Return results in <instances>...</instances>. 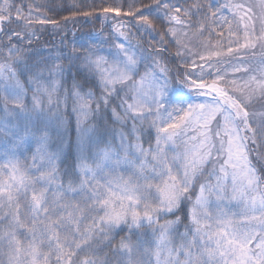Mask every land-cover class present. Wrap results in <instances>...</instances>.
Returning <instances> with one entry per match:
<instances>
[{"label": "snow or ice", "instance_id": "6c2138e0", "mask_svg": "<svg viewBox=\"0 0 264 264\" xmlns=\"http://www.w3.org/2000/svg\"><path fill=\"white\" fill-rule=\"evenodd\" d=\"M13 7L0 4V264H264V176L249 159L250 145L264 144V51L256 67L246 56L239 66L229 59L264 50V15L232 0H120L82 13L85 22L111 21L107 36L77 40L73 31L69 44L65 29L61 47L41 56L31 47L35 26L59 31L81 13L61 22L29 5L13 19ZM143 34L152 38L147 48ZM173 42L175 72L165 63ZM228 67L247 78L228 80ZM115 98L112 120L122 130L105 140L91 121ZM70 99L77 158L61 169L73 143ZM189 128L196 135L181 151L177 141ZM185 203L184 232L180 217L159 222Z\"/></svg>", "mask_w": 264, "mask_h": 264}, {"label": "trees", "instance_id": "16d2710c", "mask_svg": "<svg viewBox=\"0 0 264 264\" xmlns=\"http://www.w3.org/2000/svg\"><path fill=\"white\" fill-rule=\"evenodd\" d=\"M9 4H12L14 7L12 8V15L13 19H15L16 16V8L21 7L23 9V14H28V8L29 5L39 6V13L40 18L47 17L49 19L57 20V21H63L65 17L70 16L73 12H79L81 15H79L75 20H70L66 25H63V27L57 31L53 29L51 26H47L45 28H41L38 24L35 26V31L37 36H39V39L33 38L31 47L33 49L39 50V53L41 56H47V49H53L61 47V37L64 35V30L67 29V41L69 44H71L72 41V33L73 31L76 32V39L79 40L81 36L85 33H97L99 32L103 36H107L111 32L112 28V22L109 21L107 24H102L101 20L103 17L98 19L93 18H87V22H85V18L83 17L82 13L86 11H92L94 8L99 9L111 4H118L120 3V0H7ZM144 4H151L152 0H142ZM175 2V0H173ZM195 0H180V3L185 4V6L194 3ZM203 3H207V0H202ZM220 3H224L223 0H219ZM233 3H243L245 6H252L254 8V14L256 17H259L261 15H264V9L261 10L258 8V4L260 0H232ZM5 0H0V4H4ZM229 15V18H231L230 13H226ZM33 15H36V8H33ZM115 15L114 13L112 14ZM23 26V22L20 24L16 23H10L5 24L6 28H13V29H19ZM167 25H165V28ZM257 28H259V24H257ZM160 24L157 23V33H156V39H159V32H160ZM133 33H135V29H132ZM225 35H227L225 31ZM208 36V33L205 32V37ZM213 41L218 39L216 34L214 33L211 37ZM0 39L6 40V37H0ZM141 39V35L137 34L132 37V40L134 41V44L137 42V40ZM151 37H149L147 34H143V40L141 41L144 48L148 47V42L151 41ZM15 43V41H13ZM26 43V41H25ZM109 44L114 43V41H109ZM225 48L227 47H234V45H228L227 41H224ZM108 47V44H105V48ZM264 51L260 48L256 49V55L255 57L252 56L251 52L248 53H237L236 56H233L229 58L231 60L232 65H238L240 63L239 58L240 57H247V60H256L260 63V56L261 52ZM175 52L176 47L173 42V44L169 45V51L168 53H165V63L173 69V72H175V65L180 63L178 59H175ZM169 53L171 54V57H169ZM5 59L4 56L0 55V62H3ZM258 62L256 64H258ZM54 63V61H53ZM66 64L67 61H64ZM231 69V67H228ZM226 69V71L228 70ZM71 71H74L71 70ZM232 75H235L233 78L237 81H242L243 79H246L247 77L243 73H230ZM232 75H228L227 79L232 80ZM239 76V77H238ZM238 77V78H237ZM21 80H25V77H20ZM71 75L68 76L67 84L64 85L61 88L60 94L63 96L64 87H70L71 86ZM77 79H80L78 76ZM27 87V85H25ZM97 91V95L99 94V91ZM28 93H31V90L28 91ZM119 103V99L115 98L111 104L108 106V111L104 112L103 107L101 108V112L98 114V118L95 121H91V123H99L101 127V131L104 133L103 139L107 140L110 138L111 130H122V126L119 123H113L112 120V113L111 109L115 107ZM95 107V105H93ZM73 108V101L70 99L67 104V113L71 114V140L73 143L71 145H66L64 147L63 151V163H61L59 166L61 169H71L75 166L77 153L75 148V114L72 113ZM119 111V109H118ZM250 111L256 113V115L253 117L255 123L254 127L257 126L259 119H260V113L262 111L261 106L259 103L252 106ZM60 112L62 115L65 114L64 105L61 104L60 106ZM106 125V128H105ZM131 126V122H129V127ZM127 130V129H123ZM67 139V137H66ZM155 140V130H151V141L154 143ZM142 143L144 147L149 146V134L147 129H145L144 136L142 139ZM31 148L34 150L35 145L30 144ZM259 145V146H258ZM258 145H250L251 152H250V162L251 165L256 169L257 174L260 176H264V144H261L258 142ZM27 154H32L31 151H29ZM211 168V166H209ZM207 172L205 173L203 179L207 178ZM199 185H197L198 187ZM190 205L185 203L179 211H176L174 215L164 216L159 222L163 223L165 220H175L177 217L181 218V222L179 224L178 231L184 232L185 231V225L188 224V209ZM127 234V228L123 232H120L116 235L115 240L113 243H118L122 236ZM135 238V237H134ZM150 238V237H149ZM110 255V254H109Z\"/></svg>", "mask_w": 264, "mask_h": 264}, {"label": "rangeland", "instance_id": "374dc122", "mask_svg": "<svg viewBox=\"0 0 264 264\" xmlns=\"http://www.w3.org/2000/svg\"><path fill=\"white\" fill-rule=\"evenodd\" d=\"M223 1L225 2V0H223ZM249 6H250V5H249ZM245 7L247 8L248 5L245 6ZM258 8L261 10V12H262V10L264 9V8L261 7V0H260V2H259V4H258ZM252 9H253V13H254V8L252 7ZM132 43L134 44V41H133V40H132ZM246 62L249 63L252 67H256V66L259 65V62L256 61V60H247ZM257 62H258V64H256ZM239 64H240V63H239ZM239 64H238L237 66H239ZM227 72H228V75H232V74H230V73H232V72H231V69L228 68ZM234 76H235V75H232V76H230V77H232V79H234V78H233ZM238 77H239V76H238ZM238 77H237V78H238ZM31 95H32V92H31V93H28L29 103H30V101H31ZM202 99H203V98H202ZM209 99H210V98H209ZM213 128H215V125H213ZM145 129H147V125H145ZM194 135H196V133L193 132L191 128L187 129V136H185V135H183V134L181 135V138L177 141V143L180 145V150H181V151H183V147H184V145H183V141H184L185 139L191 137V136H194ZM30 144L35 145V143H33V142H30ZM35 146H36V145H35ZM145 148H148V147H145ZM27 155H28V157H29V162H30L31 154H27ZM226 211H229V212L231 213V212L240 211V209H239V208H229V209H226Z\"/></svg>", "mask_w": 264, "mask_h": 264}]
</instances>
